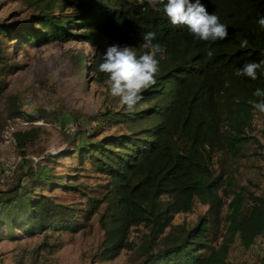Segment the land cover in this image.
I'll return each instance as SVG.
<instances>
[{
  "label": "trees",
  "instance_id": "obj_1",
  "mask_svg": "<svg viewBox=\"0 0 264 264\" xmlns=\"http://www.w3.org/2000/svg\"><path fill=\"white\" fill-rule=\"evenodd\" d=\"M25 1L32 9L29 17L0 22V99L7 77L18 70L7 44L19 49L84 41L93 47L94 80L103 85L107 76L98 65L107 47L142 52L144 35L155 32L166 52L157 57V83L143 91L135 110L121 104L105 108L84 141L22 166L14 184L0 191V242L42 236L34 250L38 255L52 247V233H78L94 217L102 232L93 255L99 262L128 250L137 253V264H230L233 245L250 250L264 240V190L240 185L234 170L258 142L256 117L264 125V113L249 103L256 88L264 89V75L256 81L234 75L244 63L264 59V29L257 23L264 0H200L228 26V37L215 42L173 26L164 4L154 0ZM242 39L248 48L239 47ZM8 102L11 119H43ZM112 127L122 129L104 133ZM32 136L15 134L22 147ZM65 158L74 166L60 174ZM79 177L97 182L78 185ZM55 190L75 193L83 202L70 205L43 194ZM196 203L206 209L193 225L173 223ZM140 227L144 232L135 244L130 233Z\"/></svg>",
  "mask_w": 264,
  "mask_h": 264
},
{
  "label": "rangeland",
  "instance_id": "obj_2",
  "mask_svg": "<svg viewBox=\"0 0 264 264\" xmlns=\"http://www.w3.org/2000/svg\"><path fill=\"white\" fill-rule=\"evenodd\" d=\"M31 13L25 0H0V22L23 20ZM7 45L11 63L18 70L7 77L8 86L0 99V191L14 184L22 166L84 141L95 126L94 117L105 108L116 109L120 105L118 98L109 95L106 85L94 80L90 68L93 47L84 41L19 49ZM8 99L24 114H39L43 119L29 123L22 118H9ZM254 125L253 135L258 142L250 146L246 158L237 161L234 170L240 185L261 193L264 190V125L258 117ZM121 129L106 128L104 133ZM25 132L33 136L22 147L15 134ZM72 166L74 160L65 158L60 161L57 172L67 174ZM89 175L96 177L93 173ZM96 182L94 178L79 177L75 183L91 186ZM43 194L65 204L83 202L71 192L55 190ZM205 209L196 203L191 213L177 215L173 223L193 225ZM143 232L141 227L133 229L130 241L139 244ZM41 239L39 235L19 240L5 238L0 242L1 264H137L138 261L137 253L128 250L108 262L93 258L102 239L96 217L78 233H52L48 239L52 247L36 255L34 250ZM261 259H264L263 239L256 240L250 250H242L235 244L229 253L230 264H259Z\"/></svg>",
  "mask_w": 264,
  "mask_h": 264
},
{
  "label": "clouds",
  "instance_id": "obj_3",
  "mask_svg": "<svg viewBox=\"0 0 264 264\" xmlns=\"http://www.w3.org/2000/svg\"><path fill=\"white\" fill-rule=\"evenodd\" d=\"M155 3L164 4V12L173 26H184L190 34L200 41L225 40L228 37V26L222 23L220 17L215 13L209 14L206 7L196 0H154ZM261 29H264V16L258 21ZM144 51L138 52L137 48L112 45L103 53L102 62L98 65V71L104 73L107 79L109 95L118 98L121 105L129 111L135 110L136 106L143 100V91L157 83V75L160 71V60L166 52V47L156 41L155 32H147L143 37L141 45ZM239 47L246 49L249 41L242 39ZM209 57L214 55V50H208ZM264 56V52H261ZM237 77H247L256 81L259 75H264V59L244 63L242 67L235 70ZM255 99L250 100L251 107L264 113V89L256 88L253 92Z\"/></svg>",
  "mask_w": 264,
  "mask_h": 264
}]
</instances>
